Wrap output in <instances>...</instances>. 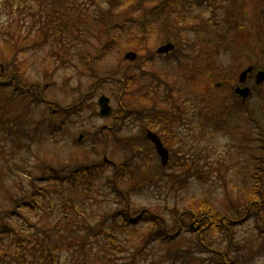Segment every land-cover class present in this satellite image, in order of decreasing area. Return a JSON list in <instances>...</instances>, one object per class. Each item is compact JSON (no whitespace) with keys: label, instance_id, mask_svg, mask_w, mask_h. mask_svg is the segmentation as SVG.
Masks as SVG:
<instances>
[{"label":"rangeland","instance_id":"1","mask_svg":"<svg viewBox=\"0 0 264 264\" xmlns=\"http://www.w3.org/2000/svg\"><path fill=\"white\" fill-rule=\"evenodd\" d=\"M108 3L0 0V63L11 61L14 55L23 80L41 82L43 97L48 99L0 86V207L12 200L6 185L13 195L20 187L26 192L30 189L35 179L29 173L35 172L41 161L80 166L83 161L98 162L106 153L118 165L126 160L130 163L121 179L116 178V187L137 186L125 200L109 181L115 171L109 160L84 172L79 167L76 175L82 179L77 184L37 182L51 198L46 213V207H24L19 215L9 217L8 223L17 229L29 224L51 228V239L58 240L63 257L68 253L71 261L77 256L95 264H122L139 241L127 233L129 225L127 230L119 228L129 221L117 209L128 210L136 231L146 239L153 228L144 217L153 213L150 216H157L172 229V239L161 242L153 237L133 264H221V260L222 264H264V227H259L252 214L253 206L245 212L251 205L255 163L264 148V80L259 84L254 80L255 71L264 70V0H184L181 6L188 17L178 21L172 15L176 26L168 35L154 26L134 40H129L131 34L127 33L129 19L118 25L106 24L109 21L101 18L98 10ZM131 6L115 4L114 12L122 18ZM109 33H117L118 42L95 58V72L103 76L113 71L120 77L128 67L136 94L139 84H144L140 92L157 87V104L176 117L170 129L166 119L172 115L163 113L161 125L154 128L169 149L165 166L148 139L140 138L138 145L127 147L110 140L103 146L92 139L103 124L109 126L113 117H118L114 113L101 116L97 97L108 95L114 110L119 82L103 79L106 82L97 85L92 95L82 97L80 93L92 89L94 79L77 55L86 49L94 51ZM169 40L176 44L174 52L157 53L139 67L136 58L123 56L134 50L141 54L140 63L148 49L156 52ZM248 64L254 69L244 84L252 93L243 100L234 92V85L237 74ZM131 101L139 104L137 99ZM117 124L119 142L123 137L135 142L139 136L145 138L146 128L152 129L149 120L132 116ZM78 134H82L80 138ZM220 134L229 140L217 152ZM141 175L143 183L137 177ZM202 199L209 200L218 217L224 218L220 225L206 227L199 209L194 215L186 213ZM62 210L74 217L56 223L50 215ZM189 223L196 228L190 229ZM1 236L0 246L7 245L8 239Z\"/></svg>","mask_w":264,"mask_h":264},{"label":"trees","instance_id":"2","mask_svg":"<svg viewBox=\"0 0 264 264\" xmlns=\"http://www.w3.org/2000/svg\"><path fill=\"white\" fill-rule=\"evenodd\" d=\"M183 2L184 0H107V6H105V8H99L98 13L100 14L101 18L109 21L106 24L118 22V25H122L129 19L131 25L129 27L130 31L127 32L131 34L129 35V40L137 39V35L142 36L146 31H150V28L154 26H157L158 31H160L165 36L168 35V32L172 30L174 26H176V21L170 18L172 15L177 16L178 21H184L185 18L188 17L187 13H184L181 6V3ZM118 3H129L132 5L130 8H128L129 12L126 13L122 18H118V14L114 12V5ZM262 18H264V11H262ZM92 19H94V16H92ZM143 38L145 39L146 36H143ZM117 42V33H109L101 40L100 44L95 48L94 51H92L91 49H86L85 51L77 55L80 61L88 69L89 73L93 74L91 76L92 79H94V82L91 85L92 89L81 92L80 94L82 95V97H89L91 91H94V88L97 85H101L106 82L103 81V79H115L119 82V91L115 95L117 106L113 111V113L118 117H115L111 125L102 128L103 130L99 128V131L93 134V136L95 137H92V139L96 143H102L103 146L108 140H110L113 144H117L119 146L124 145L127 147L134 144L138 145V141L140 140V138H142L143 140L147 138L144 134L145 138L139 136L138 140L135 142L134 140H131V137H123V142H119V136L115 132L116 127L120 126L119 124H117L118 120L125 119L128 116L136 117L139 121L140 118H143L149 120V126L154 129L155 127L161 125L163 113L171 114V111L169 108L161 107V105L157 104L160 99V93H158L157 87H149L146 88V90L140 92L139 90L144 87V84H139V86H136L138 88V92L136 94V92L131 88L135 81L134 76L132 72H129L130 69L128 67L124 68L123 75L120 77L115 76V72L113 71H110L108 74H105L103 76H99L95 72V65L93 64L95 58L102 55L104 51L116 46ZM174 48L175 46L171 49L172 52H174ZM156 54L157 53L155 51L148 49L146 54L143 55L145 56V59L140 60V63H137V59L141 58V54H137L135 65L139 67L140 64L145 62L146 60H153ZM16 61L17 60L13 55L11 61H7L3 64L0 63V86H7L12 90L23 94L32 93L37 99L39 97V99H42L44 101L48 100L43 97L42 89L44 88V85L41 82H39L38 80L25 82L23 80L21 76V66ZM153 74L156 75L155 73ZM236 74L237 72L233 75V80H236ZM132 98L137 99L139 101V104H133L131 101ZM150 100H152L153 103L149 106L140 104L142 101ZM81 101L82 100L75 102L74 104L81 103ZM166 120V127L168 126L171 129L169 125L173 126V122L174 120L176 121V117L172 115ZM170 138L171 136H168V139ZM262 145L264 146V141L262 142ZM257 160L258 161L255 163V169L252 174L255 179V183L253 191H250L249 193V200L251 201V205L245 208V212L250 210V208L253 206L252 214L256 216L259 227L263 228L264 148ZM99 161L79 162L80 166H78V164L75 166H69L64 162L55 165L50 162L41 161L37 170L35 172L29 173L35 180H33V184L27 192L20 187L19 193L13 195L10 192L9 187L7 185L5 186V191L10 196H12V200L10 204L0 207V235H2V239H8L7 245L0 246V264H95V261L92 259L86 260L81 259L77 256L73 258V261H71V259L68 258V253L63 257L62 245L58 243L57 239H51L52 234H49L52 231L51 228L29 224L28 227L17 229L16 227L8 223V218L12 217L15 214L19 215V213H21V211L19 210H22L24 207H28L29 210L46 207L44 209V213H46V211H48L47 208L51 202V198L47 189H41L37 185V182H39V180L49 182V186L53 184H63L66 182L70 184H77L82 179L81 175H76L77 172L81 171V168L79 167H82V170L84 172L85 170H90L92 167H97L96 165H98V163L100 165L105 162L103 158H101ZM127 161L128 160H126L124 163L121 162L119 165L116 164L115 161L112 162V164L115 166V171L113 172V175L111 177L113 178L112 181L111 179L109 181L112 182L115 187L118 183L116 178L118 177L119 179H121L120 174L124 171V167L130 166V163ZM136 167L139 168V165ZM77 168H79L78 171L76 170ZM137 177L141 179V183L145 182L143 180V175ZM173 181L176 182V180ZM89 182H91V178ZM136 186V184L132 183L128 186H117L116 190L119 191L121 193V196L126 200V197L128 198L129 196V192L133 189V187ZM126 205L127 204L125 203L123 207H126ZM192 205V207L191 205L188 207L186 213L194 215L196 213L195 210L199 209V217H205L203 218L205 224L211 220L212 223H210V226L213 225L215 227L217 225H220L224 221L223 217H218L214 206L209 200H198L196 204L194 203ZM68 212L69 214L66 215L65 210H62L60 212L57 211L54 215L50 216L53 221L58 223L60 220L66 219L67 217H74V215L70 211ZM117 212L122 213L124 219H127L128 217L127 221H129L127 224L120 225L119 228H125V230H127V226L129 225L130 229L129 231H127V233L132 234V237L139 241V244L132 248L131 256L129 257V259L122 264H133L135 256L138 253H141V250L146 247L145 244H147L153 237L161 242H169L172 239V237L169 235V232L172 229H168L167 227H165L163 223L159 219H157V216H150V214L155 215L153 213H149L146 217H144L145 221L152 223L153 228L150 232L149 239H146V236L142 238V232L136 231V223L131 221L128 210L122 211V209L118 208ZM235 214L237 215L238 213L235 212ZM25 221L28 222L29 220ZM124 222V220L121 221V223ZM30 226H32V228H30ZM58 232L59 230L56 231V233ZM0 244H2L1 241ZM219 263L222 264V260L219 261Z\"/></svg>","mask_w":264,"mask_h":264},{"label":"water","instance_id":"3","mask_svg":"<svg viewBox=\"0 0 264 264\" xmlns=\"http://www.w3.org/2000/svg\"><path fill=\"white\" fill-rule=\"evenodd\" d=\"M173 47V44L171 42H166L161 44L160 46L157 47V51L158 52H166L169 49H171ZM136 53L132 50H128L125 52L124 56L125 58L128 59H134L135 58ZM252 69L251 65H248L247 67H245L244 69H242L238 75V80L240 82H243L247 76V73ZM264 79V70H258L255 74V81L256 83L261 82ZM235 90L243 97L245 98L246 96H248V94L250 93V89L247 85L244 86H236ZM97 103L99 105V113L102 116L105 115H109L112 111V107L109 103V97L104 94L101 93L98 98H97ZM146 136L153 142L156 152L158 153V155L160 156V160L161 163L163 165L166 164L167 159H168V150L167 148L163 145L161 139L159 138V136L152 130L147 129L146 130ZM79 137H81V135H79ZM106 159V157H105Z\"/></svg>","mask_w":264,"mask_h":264},{"label":"clouds","instance_id":"4","mask_svg":"<svg viewBox=\"0 0 264 264\" xmlns=\"http://www.w3.org/2000/svg\"><path fill=\"white\" fill-rule=\"evenodd\" d=\"M228 140H229V137L227 135L220 134L216 137L217 152H220L223 150V145L227 143Z\"/></svg>","mask_w":264,"mask_h":264}]
</instances>
